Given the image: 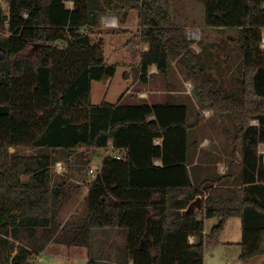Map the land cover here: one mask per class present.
Listing matches in <instances>:
<instances>
[{
  "label": "trees",
  "instance_id": "obj_1",
  "mask_svg": "<svg viewBox=\"0 0 264 264\" xmlns=\"http://www.w3.org/2000/svg\"><path fill=\"white\" fill-rule=\"evenodd\" d=\"M111 2L139 12L141 42L149 47L133 68L135 79L148 83L153 66L167 76L178 56L195 83L197 119L190 124L188 107L170 99L92 102L93 82L119 68L108 63L103 39L94 38L109 14L97 4L7 0L8 14L0 4V27L10 34L0 43V264H33L34 254L51 243L90 247L95 229H125V264H205L207 248L220 242L234 217L242 220L240 260L264 257V154L258 152L264 144V0H204L208 27L242 31L236 95L213 88L192 42L160 0ZM203 108L238 129L227 171L198 185L189 167V132L203 121ZM110 146L124 158H104L84 209L63 221L62 210L81 185L55 178L53 166ZM24 147L45 152L21 154ZM199 197L202 208L187 212ZM211 219L218 222L205 234Z\"/></svg>",
  "mask_w": 264,
  "mask_h": 264
},
{
  "label": "rangeland",
  "instance_id": "obj_2",
  "mask_svg": "<svg viewBox=\"0 0 264 264\" xmlns=\"http://www.w3.org/2000/svg\"><path fill=\"white\" fill-rule=\"evenodd\" d=\"M93 7L97 4L102 11H108L101 20V27L96 40L100 37L105 43L106 58L110 64H119L114 77H107L105 81H94L92 84V102L100 104L103 101L118 103L122 97L128 102H166L168 99L178 105H186L189 110V123L193 124L198 116V102L194 93L195 83L188 78L183 70V61L178 56L172 58L171 67L167 76L158 72L153 66L148 83L136 80L133 76L134 66H138L140 55L147 44L141 42L139 27V12L136 10H119L111 5V0H89ZM109 1V2H108ZM161 4L172 15L174 21L181 28L184 35L192 42L191 48L196 55L195 61L209 72L214 81V89L221 90L229 95H236L242 84L243 51L242 31L238 28H212L205 23L204 0H160ZM0 4L8 14L7 0H0ZM108 4V5H107ZM71 8L73 2H69ZM116 12H118L116 14ZM119 15L120 21H126L128 28L124 29L117 19L115 26H106L105 18ZM116 18V17H114ZM111 28H116L113 30ZM120 32H119V30ZM10 34L0 27V43L6 41ZM146 51V50H145ZM173 55V54H171ZM172 57V56H171ZM129 72V81L124 74ZM195 98V99H194ZM202 122L189 132V167L196 184L206 179L214 180L221 173L227 171V153H231L234 146L237 127L228 117L219 115L211 108H203ZM256 120L252 124L256 125ZM199 144V147L196 146ZM21 154L34 155L45 152L44 149L24 147ZM80 161V153L74 154L71 163L62 162L63 169L59 174L68 176L72 184L76 181H93L89 171L92 167L100 169L106 156H113L112 149H93ZM258 152L264 154V144L258 146ZM83 153V154H84ZM90 157V164L86 161ZM219 161V162H217ZM56 165V164H55ZM55 165L53 173L56 174ZM68 165V166H67ZM71 171H69V169ZM72 177V180L69 179ZM24 180L28 178L23 177ZM84 182V184H85ZM89 185V184H88ZM87 185V186H88ZM87 188V187H86ZM86 190L81 189L65 205L62 210V220L66 221L71 214L82 211L85 207ZM218 222L217 219L206 221L207 232ZM127 235L125 229H95L91 235V258L98 260L97 264H125L123 250L126 247ZM220 241L231 242L232 245H215L206 250V264H264V257L244 263L240 260L242 241V220L234 217L229 220L226 230ZM68 248L60 246L64 257L56 258L53 264H87L85 257L80 256L85 249L83 246ZM86 249V250H88ZM75 257L74 259L68 258ZM52 257L44 253H35L33 264H50ZM91 262V261H90ZM52 264V263H51Z\"/></svg>",
  "mask_w": 264,
  "mask_h": 264
},
{
  "label": "crops",
  "instance_id": "obj_3",
  "mask_svg": "<svg viewBox=\"0 0 264 264\" xmlns=\"http://www.w3.org/2000/svg\"><path fill=\"white\" fill-rule=\"evenodd\" d=\"M118 12H116V14H117ZM115 14V16L114 17H116V19L119 21V22H121V26L124 28V29H127L128 28V25H127V23H126V21H124L123 19L120 21V19H119V15H116ZM146 51L148 50V47L146 46V49H145ZM145 50H143V51H145ZM129 78H130V76H128L127 78H126V80L127 81H129ZM107 79V77L106 78H104L103 80H101V81H105ZM128 98L127 97H122L120 100H119V102L118 103H121V104H127V105H134V104H139V103H145V102H137V103H133V102H131V103H129L128 102V100H127ZM157 103H165V102H157ZM114 104H117V103H114ZM107 149H112L113 151H114V149H113V146H110V147H108ZM114 153H116L115 151H114ZM122 153V152H121ZM123 154V153H122ZM125 154V153H124ZM63 161H59V163H62ZM65 162V161H64ZM58 163V162H57ZM65 164H68V162H66ZM162 164V162L161 161H159V160H157V161H155V165H161ZM68 166V165H67ZM69 169V168H68ZM69 171H71V169H69ZM68 177V176H66V175H62L61 173L59 174V173H57L56 172V174H55V178H57V177ZM69 179H71L72 180V177L71 178H69ZM84 182L85 181H76V183L77 184H80L82 187H83V189H87L86 190V193L88 192V188H89V186H90V184L92 183V180H91V182L90 181H87V182H85V184H84ZM89 184V185H88ZM88 185V186H87ZM87 187V188H86ZM228 223H229V221L227 222V225H228ZM217 224V223H216ZM215 224V225H216ZM214 225V226H215ZM227 225H226V228H227ZM226 228H225V230H226ZM211 230V229H210ZM210 232V231H209ZM209 232H207V230L205 229V234H207V233H209ZM191 240L194 242L195 241V239L194 238H191ZM241 243V241L239 242V244ZM217 244H219V245H223V246H229V245H232V243L231 242H225V241H220V242H218V243H215L214 245H212L213 247H215V245H217ZM60 246H66V245H61V244H57V243H51L50 245H48V247L45 249V251H43L42 253H44V254H46V256H50V257H52V259H51V261H49V263L51 264H53V263H56V258H59V257H64L65 255H64V252L61 250V248H60ZM211 246V247H212ZM67 247V246H66ZM75 248H77L76 246H74ZM74 247H68V248H74ZM210 248V247H209ZM82 249H85L83 252H82V254L80 255V256H82V257H85V256H87V253H88V256L85 258V260H86V262H87V264H89L90 263V261L91 262H97L98 260H94V259H92L91 258V250H89L88 248H86V247H83ZM86 249H88V250H86ZM208 249V248H207ZM241 251H242V248H241ZM68 258H70V259H74L75 257H72V256H69ZM205 264H206V256H205Z\"/></svg>",
  "mask_w": 264,
  "mask_h": 264
},
{
  "label": "built area",
  "instance_id": "obj_4",
  "mask_svg": "<svg viewBox=\"0 0 264 264\" xmlns=\"http://www.w3.org/2000/svg\"><path fill=\"white\" fill-rule=\"evenodd\" d=\"M105 23H106V26H115L117 24V20L116 18L112 17V18H105ZM261 48L264 50V33H263V37H262V42H261ZM159 143V142H158ZM125 156V154H122L121 152H116L114 153L113 157L121 160L123 159ZM63 165L62 163H56L55 165V168H56V172L59 173L61 172V170L63 169L62 168ZM100 170V169H99ZM99 170L96 169L95 167H92L89 171L90 175L93 177V178H97L98 174H99ZM191 243H193V241L191 240Z\"/></svg>",
  "mask_w": 264,
  "mask_h": 264
},
{
  "label": "water",
  "instance_id": "obj_5",
  "mask_svg": "<svg viewBox=\"0 0 264 264\" xmlns=\"http://www.w3.org/2000/svg\"><path fill=\"white\" fill-rule=\"evenodd\" d=\"M37 48L38 46L36 47V49ZM201 208H202V198L199 197L190 205V207L187 209V212L195 210V209H201Z\"/></svg>",
  "mask_w": 264,
  "mask_h": 264
}]
</instances>
